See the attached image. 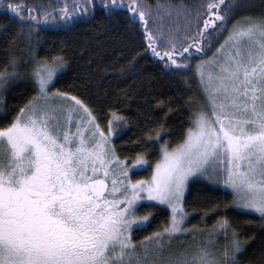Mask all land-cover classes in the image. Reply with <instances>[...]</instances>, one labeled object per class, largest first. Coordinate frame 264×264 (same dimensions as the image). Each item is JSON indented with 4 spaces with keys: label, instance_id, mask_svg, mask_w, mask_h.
<instances>
[{
    "label": "snow or ice",
    "instance_id": "snow-or-ice-1",
    "mask_svg": "<svg viewBox=\"0 0 264 264\" xmlns=\"http://www.w3.org/2000/svg\"><path fill=\"white\" fill-rule=\"evenodd\" d=\"M116 3L112 0L111 6ZM90 5L93 0H64L60 7L9 2L7 9L28 26L32 47L34 25L57 19V13L68 20ZM104 7H110L108 0ZM120 7L131 24H139L146 53L172 71L192 68L191 59L205 57L227 30L212 55L194 66L203 102L184 139L171 150L160 146L150 179L132 181L128 173L144 163V154L137 153L132 165L122 161L111 145V118L105 131L81 98L49 91L64 67L63 56L37 60L33 52L34 95L0 127V264H236L245 242L235 229L229 239L224 217L212 226L228 240L223 252L207 242L177 250H167L163 243L165 237L170 243L189 231L182 197L194 174L218 177L232 189L235 201L264 224V13L239 17L229 26L235 0H207L195 12V31L178 45L179 34L165 32L157 19L162 8L168 16L175 8L177 16L187 14L191 20L192 11L183 3H157L155 15L153 5L142 0L126 5L120 0ZM17 68L13 56L0 72V88L20 75ZM144 201L166 204L170 216L165 227L144 237L138 250L129 233L150 222L152 208L137 214ZM148 241L155 246L149 248Z\"/></svg>",
    "mask_w": 264,
    "mask_h": 264
},
{
    "label": "trees",
    "instance_id": "trees-1",
    "mask_svg": "<svg viewBox=\"0 0 264 264\" xmlns=\"http://www.w3.org/2000/svg\"><path fill=\"white\" fill-rule=\"evenodd\" d=\"M24 3L28 6L60 7L64 0H0V72L11 57L17 58L20 73L9 78L0 88V127L9 123L19 108L34 95L31 72L32 53L36 59L62 55L65 69L57 75L52 90L69 92L81 98L92 110L96 122L105 128L113 114L120 116L127 128L113 141V148L121 160H133L137 153L147 159V168L133 172L134 178H147L152 166L159 159L163 144L168 149L184 139L185 130L190 127L191 118L203 96L193 67L185 71H172L162 60L146 53L143 33L139 24H131L129 15L120 7V0L112 7H104V0H93L87 12L81 9L68 20L49 19L46 23L34 25L32 47L27 38V25L7 9V4ZM153 5H178L183 3L191 9L193 17L187 14L177 16L173 8L171 16L162 8L158 25L167 32H177L178 45L185 36L195 31V12L207 0H142ZM229 2V0H225ZM71 4L72 0H68ZM126 5L128 0H123ZM264 13V0H235V7L227 20L231 26L239 17ZM24 16L28 15L25 8ZM203 25V19L199 21ZM191 25V27L189 26ZM151 27V23L149 25ZM227 35H219L206 49L211 56L215 47ZM161 51L164 45H161ZM205 57L194 56L190 63ZM11 72V67H8ZM185 209L190 212L187 226L212 228L218 218L229 221L231 232L235 229L245 242L236 256V264H264V224L258 214L238 211L231 205L228 192L214 188L208 183L194 180L188 185L184 199ZM152 208L150 222L133 230V240L140 242L151 233L160 231L168 222L169 213L165 207L152 203L139 207L138 214Z\"/></svg>",
    "mask_w": 264,
    "mask_h": 264
},
{
    "label": "rangeland",
    "instance_id": "rangeland-1",
    "mask_svg": "<svg viewBox=\"0 0 264 264\" xmlns=\"http://www.w3.org/2000/svg\"><path fill=\"white\" fill-rule=\"evenodd\" d=\"M64 69H65V64H64V67L62 69H59L57 71V73L54 75L53 81L51 82V86L53 85V83H54L57 75L60 74L61 72H63ZM193 71H194V66H193ZM197 81H198V78H197ZM198 84H199V81H198ZM49 91L50 92L53 91L51 87L49 88ZM202 102H203V100H202ZM202 102H200V103L197 104L198 105L197 106V109L201 106V103ZM117 116L118 115L113 114L110 117L113 120V127L115 128V132H114V134H113V136L111 138V145H112V147H113V141L115 140V138L119 134H121L127 128L126 122L120 116H118V117H120L121 120L117 121V119H116ZM107 128H108V123H107L106 127L103 128V129L105 131H107ZM171 149L172 148H170L169 150H171ZM160 157H161V154H160ZM160 157H159V159H160ZM135 159H133V160H122V161H126V163L128 165H132L133 164V161ZM147 165H148L147 164V159L144 156V163L141 164V165H139V166H136V167L132 168L129 171V173H128L127 179H131L132 181L150 179L152 169H151L150 174H149V176L147 178H134V177H132L133 172L139 171V170H143V169L147 168ZM194 180H199V181L206 182V183H208L210 186H212L214 188L221 189L223 191L228 192L230 194V196H231V205H232V207L234 209H236L238 211L252 213L250 210H247V209L243 208L240 203H238V202L235 201L234 194H233L232 189L229 188L228 186L222 184L220 182V179L218 177L207 178L205 176H201V175H198V174H194L193 176H190L188 178V181H187V183L185 185V192H184V195L182 197L183 205H184V199H185V195H186V192H187V189H188V185H189V183L191 181H194ZM148 203H152V204H155V205H158V206L165 207L168 210V213H169V216H170V211H169L168 206L166 204H158L156 202H147V201H144V202H141V206L143 204H148ZM185 211H186V214L187 215H186V222L184 224V227L186 229H189V231L184 232V233H180V234H176L175 237L173 239H171V242L170 243L168 241V238L165 237L163 243L167 246V250H177V249H181V248H186V247L193 246L195 243L207 242L209 245L214 246V248L216 250H218L219 252H223L224 247L228 244V240L225 239V233L223 231L213 232L212 231V228L203 229V228H192V227L187 226L186 223H187L188 218L190 216V212H188L186 209H185ZM137 214H138V212H137ZM168 219H169V217H168ZM146 224H147V222H146ZM145 225H137V226H134L133 229L129 233L130 238L133 241V243L138 246V250H139V246L143 243L144 239L141 240L138 243H135L134 240H133V230L135 228H140V227L145 226ZM230 237H231V232L229 231V239H230ZM147 246L149 248H152V247L155 246V242L148 241ZM237 254H236V256H237Z\"/></svg>",
    "mask_w": 264,
    "mask_h": 264
}]
</instances>
